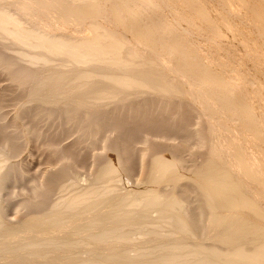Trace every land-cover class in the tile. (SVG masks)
<instances>
[{
	"label": "bare ground",
	"instance_id": "obj_1",
	"mask_svg": "<svg viewBox=\"0 0 264 264\" xmlns=\"http://www.w3.org/2000/svg\"><path fill=\"white\" fill-rule=\"evenodd\" d=\"M0 74V264H264V0H0Z\"/></svg>",
	"mask_w": 264,
	"mask_h": 264
},
{
	"label": "rangeland",
	"instance_id": "obj_2",
	"mask_svg": "<svg viewBox=\"0 0 264 264\" xmlns=\"http://www.w3.org/2000/svg\"><path fill=\"white\" fill-rule=\"evenodd\" d=\"M13 87H11V85L9 84V81L6 79V77L4 75L0 74V99L2 100V101L0 100L2 102V111L1 112L4 114V116H7V117L11 116V114L13 112L12 109H14V103L17 101L15 99L18 97V95H17L18 93L16 91H14L15 88H13ZM1 95H3V96L1 97ZM7 106H9V107H7ZM40 127H41L40 129H42L41 131L45 130L44 134H46V135L48 132L49 133L54 132L55 131L54 128L57 129L56 128L57 125L54 124V122L51 123V122L46 121V120L41 122ZM69 136L70 135H63V136H61L62 138L59 137L58 144H60V146L62 147V146L67 145L68 143H70V140H72L73 137L72 136L69 137ZM40 140L36 141L35 143L32 142L30 144V149H28L27 153L24 155V157L22 159V163L24 165L23 167L25 168V170L27 169L26 171H27V174H29L28 175L29 177L38 175L39 173L46 170V168H48L52 164L54 165L55 163H53V162L57 161L58 155L53 153L50 149L48 150V148H49L48 139L45 140V138H44V140H42V139H40ZM30 151H31V153H30ZM49 162H50V164H49ZM28 171H30V172H28Z\"/></svg>",
	"mask_w": 264,
	"mask_h": 264
}]
</instances>
